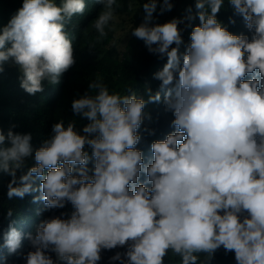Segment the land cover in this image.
<instances>
[{
    "label": "clouds",
    "instance_id": "1",
    "mask_svg": "<svg viewBox=\"0 0 264 264\" xmlns=\"http://www.w3.org/2000/svg\"><path fill=\"white\" fill-rule=\"evenodd\" d=\"M96 2L103 5L94 21L99 40L115 18L117 0ZM223 3L196 0L200 23L183 54L181 20L152 24L158 0L143 4L144 20L131 34L150 53L167 57L154 79L175 117V131L153 141L149 163L136 146L146 104L161 101L150 88L145 100L131 90L110 93L93 80L71 104L74 114L89 121L86 135L74 123H55L35 151V166L19 178L17 170L33 152L31 135L9 130L5 136L0 129V171L11 176L8 198L38 191L34 203L73 208L67 218L42 221L29 234L35 250L26 264H55L49 252L61 264H98L103 250L116 248H126L110 257L120 264H164L170 251L181 264H198L201 253V264H210L220 248L234 253L236 264H264V0H229L251 38L218 21ZM172 7L171 0H162L160 13ZM85 9L86 0H23L0 29V73L11 62L30 95L44 91L43 81L59 83L76 62L68 25ZM4 242L15 252L21 233L10 226Z\"/></svg>",
    "mask_w": 264,
    "mask_h": 264
},
{
    "label": "trees",
    "instance_id": "2",
    "mask_svg": "<svg viewBox=\"0 0 264 264\" xmlns=\"http://www.w3.org/2000/svg\"><path fill=\"white\" fill-rule=\"evenodd\" d=\"M59 4L61 0H56ZM121 0H117L114 6L118 9ZM196 0H171L173 4L171 11L163 14L153 13L154 24H163L172 19H179L181 23L178 28L181 30L182 44L179 52L183 54L190 43L192 28L198 26L200 21L196 16ZM23 0H0V29L7 25L10 18L22 7ZM103 5L96 0H86V9L82 15H76L68 25L69 33L74 45L75 64L65 72L59 83L49 84L43 81L44 91L30 95L20 87V72L11 62L3 65L4 71L0 73V129L5 136L9 130L16 134H30L32 155L25 158V166L17 170V178L25 174L28 168L35 166V151L40 148L43 142L52 136V127L59 121V115L65 109L71 108L72 101L80 98L89 91V84L96 79L108 87L110 93L117 92L120 95H128L134 92L138 97H147V89L152 93L160 92L159 103H148L144 109L145 119L138 130L141 136L137 148L142 151L145 163L153 158L151 145L153 141L163 140L169 133L175 131L172 126L174 115L166 110L163 103L164 92L160 89V81L154 79V73L162 70L167 63V57L159 58L147 50L144 42L132 34L127 41L122 56L114 53L111 43L115 37V31L109 28L105 31L107 35L99 38V33L94 28V21L102 11ZM188 9L195 17L188 21ZM219 22L234 35H247L251 38L252 33L248 31L242 17L234 15L229 0H224L221 10L217 14ZM235 21L232 23L231 21ZM134 25V27L139 26ZM10 46V45H9ZM171 47H176L173 44ZM91 77V82L85 80V75ZM251 77H246L250 79ZM92 94H95L94 91ZM72 109V108H71ZM150 116V119H149ZM81 117V116H80ZM62 119V118H61ZM86 126L89 121L81 117ZM81 135H86L82 133ZM10 146L7 140L5 147ZM85 151L91 155L90 146H85ZM89 175L93 174L94 162L89 161ZM47 172V170H46ZM147 177L141 173L140 183H144ZM11 176L0 171V264H26L28 252L34 251L29 234L34 235L37 226L45 220L54 217L67 218L73 211L70 203L62 209H47L43 201L33 202V197L40 195L35 193L26 194L24 198L7 196V185ZM40 181L36 180L35 186L39 188ZM150 187V185H146ZM12 211L11 217L8 211ZM14 227L21 233V244L15 252H10L5 246L4 234L9 228ZM126 248L103 250L101 260L98 264H120V261H111L110 257L117 252L124 253ZM55 264H61L56 254L48 253ZM206 254H199L198 264L205 261ZM164 264H181L180 257L171 251L165 257ZM210 264H236L234 253H225L223 248L217 250Z\"/></svg>",
    "mask_w": 264,
    "mask_h": 264
},
{
    "label": "rangeland",
    "instance_id": "3",
    "mask_svg": "<svg viewBox=\"0 0 264 264\" xmlns=\"http://www.w3.org/2000/svg\"><path fill=\"white\" fill-rule=\"evenodd\" d=\"M145 2L147 0H121L118 9L114 12L115 18L111 21V28L115 31V37L111 47L117 55L122 56L126 43L130 39L133 26L143 22L145 16L143 4ZM160 3H162V0H158L155 13H160ZM152 24H154V18ZM85 80L91 82V77H87L86 74ZM58 117V121H63L65 127L69 123H74L75 130L81 135L85 126L84 122L79 115L73 113L71 108L65 109V112L60 113Z\"/></svg>",
    "mask_w": 264,
    "mask_h": 264
}]
</instances>
